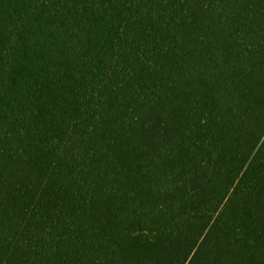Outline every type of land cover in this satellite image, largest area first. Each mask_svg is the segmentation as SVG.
<instances>
[{"label":"trees","instance_id":"obj_1","mask_svg":"<svg viewBox=\"0 0 264 264\" xmlns=\"http://www.w3.org/2000/svg\"><path fill=\"white\" fill-rule=\"evenodd\" d=\"M0 264H264V0H0Z\"/></svg>","mask_w":264,"mask_h":264}]
</instances>
